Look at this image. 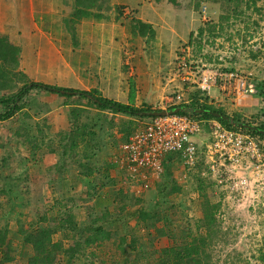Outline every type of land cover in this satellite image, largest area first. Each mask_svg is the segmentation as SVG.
<instances>
[{
	"label": "rangeland",
	"instance_id": "1",
	"mask_svg": "<svg viewBox=\"0 0 264 264\" xmlns=\"http://www.w3.org/2000/svg\"><path fill=\"white\" fill-rule=\"evenodd\" d=\"M189 1L201 20L188 39L193 46L178 56L196 70L227 73L232 85L225 91L212 89L216 98H210L194 83L174 77L172 67L164 76L165 92L145 93L134 107L165 110L206 101L229 117L264 125V0ZM200 28L202 35L194 37ZM3 82L10 93L28 78L17 67ZM32 93L27 98L30 108L0 121V161L7 157L6 166L0 164V264H28L33 249L22 241V232L34 231L42 217L53 219L66 210L78 226L99 227L105 238L70 260L58 252L54 264H156L161 248L189 240L187 231L205 236L202 264H259L258 250L264 251V137L257 135L263 149L259 161L236 168L218 165L216 174L201 160L188 167L172 155L163 177L136 193L107 165L147 118L101 112L78 96L71 98V112L80 110L74 116L69 113V130L54 133L44 114L47 104ZM207 127L204 124L196 139L201 148ZM81 131L83 142L91 144L86 151L79 143ZM3 142H10L9 147L3 149ZM79 161L81 170L91 167V174L80 175ZM88 235L59 230L50 240L67 247L75 240L84 244ZM6 255L11 259L3 260Z\"/></svg>",
	"mask_w": 264,
	"mask_h": 264
},
{
	"label": "crops",
	"instance_id": "2",
	"mask_svg": "<svg viewBox=\"0 0 264 264\" xmlns=\"http://www.w3.org/2000/svg\"><path fill=\"white\" fill-rule=\"evenodd\" d=\"M189 2L0 0V34L19 48L18 67L28 82L97 91L137 106L143 94L165 92L164 76L200 25ZM32 92L47 104L51 132L68 131L71 98L78 96Z\"/></svg>",
	"mask_w": 264,
	"mask_h": 264
},
{
	"label": "built area",
	"instance_id": "3",
	"mask_svg": "<svg viewBox=\"0 0 264 264\" xmlns=\"http://www.w3.org/2000/svg\"><path fill=\"white\" fill-rule=\"evenodd\" d=\"M193 36H197V31ZM192 46L193 41L187 42L181 50H189ZM178 54L173 61L174 77L182 83H194L197 89L208 95L212 89L225 91L232 85L227 73L217 69L196 70ZM176 97L179 99L180 95ZM204 124L208 125V131L201 148L196 139ZM262 154L260 140L253 133L237 127L227 128L216 119L172 112L147 117L141 127L117 147L112 162L121 179L138 193L145 191L152 181L163 177L165 162L172 155L180 157L188 167L201 160L216 174L218 165L236 168L248 161H259Z\"/></svg>",
	"mask_w": 264,
	"mask_h": 264
},
{
	"label": "trees",
	"instance_id": "4",
	"mask_svg": "<svg viewBox=\"0 0 264 264\" xmlns=\"http://www.w3.org/2000/svg\"><path fill=\"white\" fill-rule=\"evenodd\" d=\"M174 1V0H171ZM231 2L233 0H222ZM137 24H140L137 21ZM145 26L144 24H140ZM203 32V28H200L197 32V36H201ZM196 36V38H197ZM192 42V39L188 41V44ZM18 55H19V48L8 41V38L5 35L0 34V121L7 120L13 117L17 112L21 111L23 108H30V103L28 102L27 98L29 97L30 91L34 88H41L46 91H51L58 94H63L67 96L77 95L82 98L89 99L97 108L101 110H109L113 113H121L127 116H137V117H151L150 115L140 116L138 115V111H152L150 107H142L137 108L130 104H124L112 99L104 98L102 96H98L94 94L92 91H86L81 89H74V88H66L61 87L58 85H49L40 82H26L21 85V87L15 92H5L6 84L3 82V79L7 77V72L12 70H16L18 67ZM12 69V70H11ZM22 74V73H21ZM20 74V75H21ZM23 75V74H22ZM261 84V82L259 83ZM180 108L177 113H191L192 115L197 116L201 119H216L221 122L227 128H241L247 129L248 131L256 134L260 137H264V125L253 126L251 124L245 123L240 120L238 116L229 117L228 119H223L220 117H216L211 114V111L218 112L223 115V111L220 109L214 108L211 104L203 101L196 106H190L187 103H179L170 105L167 107L166 110H171L173 108ZM80 109H74L71 112V115H75ZM158 111H162L158 109ZM80 113V112H79ZM28 116V113L25 114ZM80 142L82 144V148L86 151L90 148L91 144L89 141L83 142L84 134L81 131L79 133ZM10 142H3L2 147L8 148ZM92 155V154H91ZM0 161L2 166H6L7 157L4 156ZM83 162V161H82ZM82 162L79 161V168H80V175H89L92 171L91 167H87L84 170H81ZM167 165L165 164V167ZM107 167L115 168V164L113 162L109 163ZM10 168V166H8ZM85 172V173H83ZM165 181V180H164ZM209 216L213 217L214 213L209 212ZM206 216L203 217V219ZM75 217L73 213L69 211H63L62 213H57L56 218H48L42 217L40 219V225L33 231L29 232H22V241L24 243H29L32 246L33 254L28 260V264H54L56 254L58 252L64 253L68 260L72 259L77 252L89 246L92 243H96L97 240H102L105 236L102 234V231L99 227H93L92 224H88L86 226L77 225L75 222ZM49 220L48 223L45 221ZM55 223H50L53 221ZM201 221V220H199ZM59 230H75L81 236L84 232L89 231L90 235H88L85 240L84 244L80 243V241L75 240L74 243L70 246L64 247L61 241H51L50 236L56 233ZM208 231V230H207ZM162 234L166 232L160 231ZM187 236L189 240H184L182 244L176 245L175 243L165 246L160 249L158 255V261L156 264H202L201 263V255L204 253V246L206 245L205 236L203 235H196L192 234L187 231ZM3 238H0V247L3 244ZM257 261L259 264H264V251L263 249L258 250V257ZM11 257L4 256L3 260L8 261ZM247 264V263H242Z\"/></svg>",
	"mask_w": 264,
	"mask_h": 264
},
{
	"label": "water",
	"instance_id": "5",
	"mask_svg": "<svg viewBox=\"0 0 264 264\" xmlns=\"http://www.w3.org/2000/svg\"><path fill=\"white\" fill-rule=\"evenodd\" d=\"M179 109L180 108L178 107V108H173V109L167 110V111H138L137 113L140 116H145V115L155 116V115H161V114H165V113L177 112V111H179ZM211 114L216 116V117L223 118V119H228L229 118V116L223 115V114L218 113V112L211 111Z\"/></svg>",
	"mask_w": 264,
	"mask_h": 264
},
{
	"label": "clouds",
	"instance_id": "6",
	"mask_svg": "<svg viewBox=\"0 0 264 264\" xmlns=\"http://www.w3.org/2000/svg\"><path fill=\"white\" fill-rule=\"evenodd\" d=\"M152 111H158V109L157 110H152ZM162 111H164V110H162ZM152 116V115H151Z\"/></svg>",
	"mask_w": 264,
	"mask_h": 264
}]
</instances>
